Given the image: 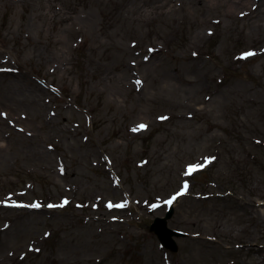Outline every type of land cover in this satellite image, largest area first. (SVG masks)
<instances>
[{
    "label": "rangeland",
    "instance_id": "1",
    "mask_svg": "<svg viewBox=\"0 0 264 264\" xmlns=\"http://www.w3.org/2000/svg\"><path fill=\"white\" fill-rule=\"evenodd\" d=\"M155 2L0 0V264H264V39Z\"/></svg>",
    "mask_w": 264,
    "mask_h": 264
},
{
    "label": "bare ground",
    "instance_id": "2",
    "mask_svg": "<svg viewBox=\"0 0 264 264\" xmlns=\"http://www.w3.org/2000/svg\"><path fill=\"white\" fill-rule=\"evenodd\" d=\"M180 5V7L188 6L190 5L191 9L198 10L200 12L208 9V8H214L216 9V6L219 5V7L223 5H230L229 7L233 10L241 9V13L236 12V15L238 17L246 18L247 22L250 26H254L258 30V42L262 41L264 39V0L261 3H257L254 0H161L157 1L151 6L150 11L156 12L159 14L164 13H173L175 12L176 6ZM83 14H80L78 16V20L81 23V25H88L93 18L88 12L84 11ZM241 15V16H240ZM53 18H58L61 22H67L71 20L72 16L67 15H60L57 12L53 14ZM261 33V34H260ZM255 209H258L257 206ZM252 212H259V210H254ZM249 211L250 215L252 213ZM251 244H248L247 248L248 250L254 249L250 246ZM256 264V262H254Z\"/></svg>",
    "mask_w": 264,
    "mask_h": 264
},
{
    "label": "water",
    "instance_id": "3",
    "mask_svg": "<svg viewBox=\"0 0 264 264\" xmlns=\"http://www.w3.org/2000/svg\"><path fill=\"white\" fill-rule=\"evenodd\" d=\"M172 214L173 212L171 211L165 219H157L151 226L150 231L157 234L160 239L159 241H161L166 248L177 251L178 248L175 241H173V237L177 236L179 238L183 236V234L168 229L167 221L171 218Z\"/></svg>",
    "mask_w": 264,
    "mask_h": 264
},
{
    "label": "snow or ice",
    "instance_id": "4",
    "mask_svg": "<svg viewBox=\"0 0 264 264\" xmlns=\"http://www.w3.org/2000/svg\"><path fill=\"white\" fill-rule=\"evenodd\" d=\"M252 55H254V53H252V52H249V53H247V54H245V57L244 58H247L248 56H252ZM137 83H139V82H137ZM141 128H143V127H145V126H143V125H141L140 126ZM187 189V185H185V190ZM181 195H183L184 193H180ZM173 199H175V198H173ZM168 203L169 204H171L172 203V201H168ZM64 204H67V201H65L64 202ZM63 205H61V207H62ZM32 207H40V205L39 204H36V205H32ZM49 207H54L53 205H49ZM108 207L109 208H113V207H125V205L124 204H120V205H113V204H111V203H109L108 204Z\"/></svg>",
    "mask_w": 264,
    "mask_h": 264
}]
</instances>
